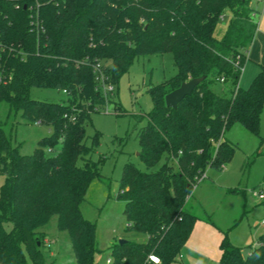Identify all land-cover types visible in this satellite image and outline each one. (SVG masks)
<instances>
[{
    "label": "trees",
    "instance_id": "1",
    "mask_svg": "<svg viewBox=\"0 0 264 264\" xmlns=\"http://www.w3.org/2000/svg\"><path fill=\"white\" fill-rule=\"evenodd\" d=\"M225 10L231 17L218 35ZM253 13L249 0H0V104L50 128L22 155L0 123V264H46L39 229L52 216L69 235L75 263L94 264L95 224L80 206L99 174L91 160L99 134L87 145L85 126L105 100L91 66L100 63L114 85L135 60L165 53L176 73L149 88L153 108L137 134L145 167L162 164L143 172L126 163L117 194L126 230L145 239L112 245L108 264H152L149 255L174 262L198 220L187 208L192 190L207 168L221 170L234 154L225 132L235 124L259 132L264 68L247 89L238 87L257 29ZM36 20L41 29L34 32ZM195 78L203 81L176 110L168 108L165 95ZM220 79L234 86L230 96L213 91ZM32 88L62 91L66 100L33 99ZM219 250V264H264V233L246 258L225 233Z\"/></svg>",
    "mask_w": 264,
    "mask_h": 264
},
{
    "label": "rangeland",
    "instance_id": "2",
    "mask_svg": "<svg viewBox=\"0 0 264 264\" xmlns=\"http://www.w3.org/2000/svg\"><path fill=\"white\" fill-rule=\"evenodd\" d=\"M250 4L254 9L253 19L257 25L264 0L251 1ZM223 17L217 26L218 35L226 29L231 11L225 10ZM261 68H264V58L261 61H246L238 87L247 89ZM175 73L170 53L140 57L119 78L117 84H114V98L108 101V113L99 107L96 113L91 114L90 122L85 126L87 145L91 144L94 133L99 134L98 143L91 154V160L99 162V174L89 183L80 206L83 218L95 224L97 252L94 255V264H108L111 247L119 240L141 242L145 239L144 235L126 230L124 203L117 198L119 182L126 163L133 164L143 172L154 171L161 166L162 161L150 170L145 167L139 157L137 134L146 125V115L153 108L149 88L165 82ZM211 86L221 96L228 97L234 90L230 81L213 80ZM30 97L47 102L66 100L62 91L54 89L32 88ZM0 123L22 155L32 154L37 142L50 135L48 126L27 124L19 112L9 114V108L4 103L0 104ZM224 138L234 146L230 162L221 170L206 169L204 178L191 192L187 208L198 217L197 226L211 221L227 235L232 245L241 250L243 258H246L258 245V239L264 233V224L261 223L264 220V200L259 201L254 196V193L264 194V106L258 135L235 124L225 132ZM59 149V145L54 151L44 149V155L52 156ZM81 163L78 162L79 165ZM2 183L3 177L0 176V186ZM3 227L6 231L12 228L9 222L4 223ZM218 229L212 230L219 237ZM39 231L47 238L40 248L46 264H76L69 235L66 231L58 230L55 216ZM183 248L171 264H217L211 258L206 263L199 254L190 252L185 255ZM212 248L219 262L218 244Z\"/></svg>",
    "mask_w": 264,
    "mask_h": 264
},
{
    "label": "crops",
    "instance_id": "3",
    "mask_svg": "<svg viewBox=\"0 0 264 264\" xmlns=\"http://www.w3.org/2000/svg\"><path fill=\"white\" fill-rule=\"evenodd\" d=\"M257 1H262V0H257ZM263 58H264V6L262 8L261 16L257 24L256 33L253 38L251 47H249V50L247 52V61H249L250 59L255 61H261ZM197 221L195 222L192 229V232L194 233L190 234L187 242L184 245L186 251L184 254L186 255L190 252L193 253L194 255L199 254L200 257L204 259L206 263L208 261L210 262L211 260H213L218 264L219 262H217L218 259L215 257V251L214 248H212V246L214 247L215 245L218 244V250H219V244L222 238V231L218 229L213 223H209L208 221H206V224H201V226L200 225L197 226L196 225ZM212 229H218L219 237L213 232ZM219 253L221 255L220 250Z\"/></svg>",
    "mask_w": 264,
    "mask_h": 264
},
{
    "label": "built area",
    "instance_id": "4",
    "mask_svg": "<svg viewBox=\"0 0 264 264\" xmlns=\"http://www.w3.org/2000/svg\"><path fill=\"white\" fill-rule=\"evenodd\" d=\"M37 1V0H36ZM251 1H256V0H249ZM34 23V27L31 29L34 32H37L41 29L38 20H36ZM92 68V73L94 75V79H95V90L101 94L105 100V105H103L102 109L104 108V112L108 113L107 111V106H108V97L110 95L113 94L114 92V85L111 83H108V78L105 75L104 71L101 68V64L100 63H95L91 66ZM220 82H223L222 79H220ZM50 151V150H49ZM204 178V175L202 176L201 179ZM254 196L258 198L259 201L264 200V194L262 192L260 193H254ZM262 224H264V220L261 222ZM148 260L149 262H151L152 264H159V258L156 257L155 255H149L148 256ZM107 263H110V260H107Z\"/></svg>",
    "mask_w": 264,
    "mask_h": 264
},
{
    "label": "water",
    "instance_id": "5",
    "mask_svg": "<svg viewBox=\"0 0 264 264\" xmlns=\"http://www.w3.org/2000/svg\"><path fill=\"white\" fill-rule=\"evenodd\" d=\"M203 81V78L191 79L188 82H184L179 88L166 94L164 97V103L168 108L173 110L177 109V106L188 96H190L195 87ZM125 240H119L118 244L124 243Z\"/></svg>",
    "mask_w": 264,
    "mask_h": 264
}]
</instances>
